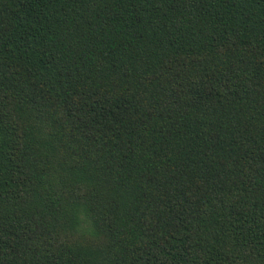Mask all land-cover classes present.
Returning a JSON list of instances; mask_svg holds the SVG:
<instances>
[{"label":"trees","instance_id":"1","mask_svg":"<svg viewBox=\"0 0 264 264\" xmlns=\"http://www.w3.org/2000/svg\"><path fill=\"white\" fill-rule=\"evenodd\" d=\"M0 264H264V0H0Z\"/></svg>","mask_w":264,"mask_h":264}]
</instances>
